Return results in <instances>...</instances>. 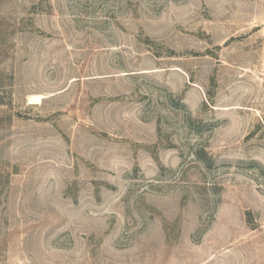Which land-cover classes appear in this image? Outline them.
Masks as SVG:
<instances>
[{
	"label": "rangeland",
	"instance_id": "374dc122",
	"mask_svg": "<svg viewBox=\"0 0 264 264\" xmlns=\"http://www.w3.org/2000/svg\"><path fill=\"white\" fill-rule=\"evenodd\" d=\"M0 264H264V0H0Z\"/></svg>",
	"mask_w": 264,
	"mask_h": 264
},
{
	"label": "bare ground",
	"instance_id": "6f19581e",
	"mask_svg": "<svg viewBox=\"0 0 264 264\" xmlns=\"http://www.w3.org/2000/svg\"><path fill=\"white\" fill-rule=\"evenodd\" d=\"M40 98V95H33L32 99L37 100Z\"/></svg>",
	"mask_w": 264,
	"mask_h": 264
}]
</instances>
